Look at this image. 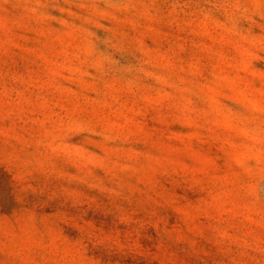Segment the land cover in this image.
Returning a JSON list of instances; mask_svg holds the SVG:
<instances>
[{"label":"rangeland","instance_id":"374dc122","mask_svg":"<svg viewBox=\"0 0 264 264\" xmlns=\"http://www.w3.org/2000/svg\"><path fill=\"white\" fill-rule=\"evenodd\" d=\"M0 264H264V0H0Z\"/></svg>","mask_w":264,"mask_h":264}]
</instances>
